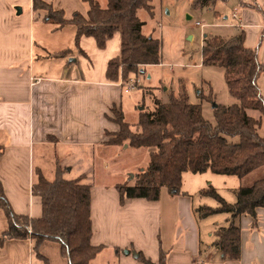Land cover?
I'll return each mask as SVG.
<instances>
[{"label":"crops","instance_id":"1","mask_svg":"<svg viewBox=\"0 0 264 264\" xmlns=\"http://www.w3.org/2000/svg\"><path fill=\"white\" fill-rule=\"evenodd\" d=\"M43 1L63 10L67 20L75 13L88 15L89 9L81 0ZM245 1L242 0V6ZM259 1L264 6V0ZM242 9L240 16H231H236L238 22H230L227 16L221 22L217 12L215 19L219 20V27L242 29L247 48H260L262 43L258 45V40L259 34H264V24L252 10ZM45 16L44 11H34L33 0H0V146L4 147L0 182L13 211L31 219L43 216L42 200L33 194L36 171L41 170L46 177L36 165L37 154L48 156L50 162L65 170L66 179L75 180L67 178V169L58 165L57 153L68 155L77 147L103 146L108 151L130 147L105 144L110 139L108 134L119 131L112 110L123 111L116 95L127 94L120 85L123 80L113 83L107 79L108 63L120 53L104 63L102 75L84 77L80 67H73L72 63L81 61L94 68L87 49L93 38L84 37L76 44L75 26L58 28L46 22ZM65 51L66 56H59ZM261 59L264 63L263 51ZM203 175L207 173L200 177ZM263 178L261 167L242 178L238 188H249ZM207 184L211 187L213 183ZM116 185L92 186L91 244L102 246L103 250L90 264H141L139 254L157 264L162 252L167 264H264V208L257 210L255 220L250 215L237 220L241 257L231 261L224 259L215 245L216 232L228 226L230 215L200 219L189 193L172 194L164 189L156 202H122ZM203 202V206L218 207ZM8 229V219L0 209V236ZM0 264H70V259L64 255L60 242L44 241L36 248V241L29 238L6 240L0 247Z\"/></svg>","mask_w":264,"mask_h":264},{"label":"trees","instance_id":"2","mask_svg":"<svg viewBox=\"0 0 264 264\" xmlns=\"http://www.w3.org/2000/svg\"><path fill=\"white\" fill-rule=\"evenodd\" d=\"M88 5L87 17L75 13L66 19L63 10L43 1L33 0L35 12L44 11V20L62 28L71 24L77 28L76 44L84 38H93L99 49L104 50L117 32L120 34V55L109 61L107 79L110 82H127L132 75L145 72L146 67L161 64V42L143 34V23L138 18L140 10L152 11L156 0H108L102 9L96 0H81ZM216 0H193L192 11L210 10ZM68 51L59 56H66ZM203 65L225 70L226 82L231 95L239 102L214 109L215 125L204 118L202 105H192L185 88L179 96L171 94L167 103L154 98L155 108L140 113V133L132 130L125 121L124 113L112 110L113 121L119 131L108 134V146L150 148V162L145 170L136 175L133 184L116 185L122 202L125 199L159 201L162 190L180 194L185 173L233 176L240 179L264 167V137L258 129L262 119L248 115L247 110L264 115V99L257 80L264 70L259 60V49L245 46V34L229 39L210 36L204 39ZM203 101L210 98L199 94ZM237 140V141H231ZM127 142V143H126ZM4 147L0 146V158ZM65 170L58 168L55 179L49 181L41 170L36 171L33 194L42 200L43 216L31 219L17 215L0 182V209L5 213L9 229L0 236V247L6 240L32 238L36 248L44 241L60 242L70 264H90L103 247L91 244L93 236L91 221L92 186L85 177L75 180L64 177ZM212 197L218 207L202 206L197 209L200 219L218 214H228L227 227L216 232L215 245L224 259L238 261L241 257V229L237 220L243 215L257 218V210L264 208V178L249 188L237 191L234 204L228 203L214 189L201 194ZM31 230V233L29 232ZM141 264H155L139 254ZM157 264H167L166 254L161 253Z\"/></svg>","mask_w":264,"mask_h":264},{"label":"rangeland","instance_id":"3","mask_svg":"<svg viewBox=\"0 0 264 264\" xmlns=\"http://www.w3.org/2000/svg\"><path fill=\"white\" fill-rule=\"evenodd\" d=\"M96 1L102 9H107L108 0ZM192 2L193 0H156L151 3V12L144 9L138 12V18L143 23V34L161 42L162 60L160 65L148 67L145 72L132 75L131 80L127 82L122 81L123 90L126 92V89L130 88L131 91L127 94L123 92L121 95H116L117 98H120L118 106L124 113L125 121L131 125L132 130L136 133L141 131L138 126L140 113L154 110L153 99L156 98L167 103L171 94L176 97L179 96L181 88L186 89L189 102L192 105H202L204 118L213 125L216 123L215 106H231L239 103L229 91L225 70L203 65L202 52L205 35L229 39L242 32V29L239 28L236 30L219 27V20H216L214 15L216 12L221 14V17L218 16L217 18L221 22L226 16L229 17L230 22H238L235 17L232 19L231 16L234 13L240 16L242 8L247 7L256 13L264 24V6L259 0H246L244 6L241 4L242 0H216L215 5L210 10L205 9L195 13L192 11ZM86 6L88 7L87 4ZM193 13V20H188L187 15ZM197 22L205 24L206 27L197 26ZM261 34L259 37L263 39V42H260V38L258 40V45L262 43L258 48L260 61L262 60L261 53L264 52V34ZM119 35L117 32L104 51L97 49L95 41L91 40L92 46L87 47V49L91 55L94 68H90L88 63L81 61L72 63L73 67H80L84 77L89 74L93 79L102 75L104 63L120 53ZM257 47L256 45L255 48ZM71 59H75V57L68 58V62ZM261 63L264 65L262 61ZM257 84L264 99V70L261 72ZM199 92L204 97L210 98L211 101H203L198 95ZM141 107H143L142 110ZM247 113L255 119H262L258 134L260 137H264V115L255 110H247ZM114 150L108 151L103 146L77 147L68 155L57 153L60 160L58 165L67 169L66 177L69 179H76L82 174L86 175L85 183L91 186H110L125 182L133 184L136 175L148 167L152 149L126 148L125 145L123 148L118 147L117 151ZM36 157L38 158L36 165L43 169L49 180L53 181L58 170L55 162H50L48 156L43 158L42 155L37 154ZM200 176L201 174L186 173L180 192V195L184 192L190 194L196 209L205 205L203 201H209L212 205L219 206L212 197H203L200 193L201 190L214 189L228 203L236 202L240 178L216 175L211 172ZM209 182L213 183L211 187L206 185ZM164 192H167V189H164ZM195 213L198 217L197 212Z\"/></svg>","mask_w":264,"mask_h":264},{"label":"built area","instance_id":"4","mask_svg":"<svg viewBox=\"0 0 264 264\" xmlns=\"http://www.w3.org/2000/svg\"><path fill=\"white\" fill-rule=\"evenodd\" d=\"M234 17H236V16H234ZM196 24H197V26H200V27H202V28H205V27H206L205 24H202V23H200V22H197ZM120 85H121V87H123L124 84L121 83ZM130 91H131L130 88L126 89V93H129ZM29 230H30V229H29ZM29 232L31 233V230H30Z\"/></svg>","mask_w":264,"mask_h":264},{"label":"water","instance_id":"5","mask_svg":"<svg viewBox=\"0 0 264 264\" xmlns=\"http://www.w3.org/2000/svg\"><path fill=\"white\" fill-rule=\"evenodd\" d=\"M17 10H19V12H20V8H17ZM187 17H188V20H191L192 19V17L190 15H187ZM215 108H217V106H215ZM140 109L142 110L143 107H141ZM136 257H138V256L136 255Z\"/></svg>","mask_w":264,"mask_h":264}]
</instances>
